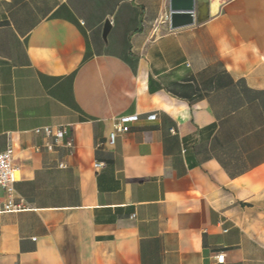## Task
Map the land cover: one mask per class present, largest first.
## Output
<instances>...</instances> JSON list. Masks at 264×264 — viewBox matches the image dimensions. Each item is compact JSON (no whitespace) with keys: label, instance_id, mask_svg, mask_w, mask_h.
Here are the masks:
<instances>
[{"label":"crops","instance_id":"obj_1","mask_svg":"<svg viewBox=\"0 0 264 264\" xmlns=\"http://www.w3.org/2000/svg\"><path fill=\"white\" fill-rule=\"evenodd\" d=\"M197 1L0 0V264H264V0Z\"/></svg>","mask_w":264,"mask_h":264},{"label":"built area","instance_id":"obj_2","mask_svg":"<svg viewBox=\"0 0 264 264\" xmlns=\"http://www.w3.org/2000/svg\"><path fill=\"white\" fill-rule=\"evenodd\" d=\"M155 115L147 117L148 120H153ZM137 116H122L114 120L113 129L109 133L108 142L114 144L115 140L120 133H126L129 130V125L136 121ZM34 133L42 135L45 138L51 139L46 142L44 147L47 150H53L54 147L58 146L60 141L63 140L65 130L61 127H39L34 129ZM65 147L72 150V141L68 140L65 142ZM14 149L12 145H8L4 151L0 152V188L5 194V202L2 205V211L12 212L23 209L20 204L13 203L14 183H15V167L13 165ZM102 164H95V167H101ZM60 168H65L64 164L59 165ZM215 260L218 264L223 263L224 255L222 253L215 256Z\"/></svg>","mask_w":264,"mask_h":264},{"label":"water","instance_id":"obj_3","mask_svg":"<svg viewBox=\"0 0 264 264\" xmlns=\"http://www.w3.org/2000/svg\"><path fill=\"white\" fill-rule=\"evenodd\" d=\"M201 6L197 0H169V29L177 30L205 21L207 16L202 15ZM108 30L109 22L106 21L103 30L104 38Z\"/></svg>","mask_w":264,"mask_h":264}]
</instances>
